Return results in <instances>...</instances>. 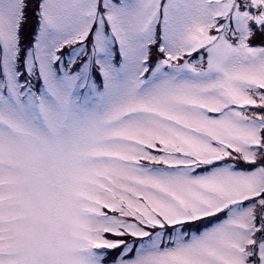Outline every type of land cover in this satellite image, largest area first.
Here are the masks:
<instances>
[{"label": "snow or ice", "instance_id": "snow-or-ice-1", "mask_svg": "<svg viewBox=\"0 0 264 264\" xmlns=\"http://www.w3.org/2000/svg\"><path fill=\"white\" fill-rule=\"evenodd\" d=\"M0 264H264V0H0Z\"/></svg>", "mask_w": 264, "mask_h": 264}]
</instances>
